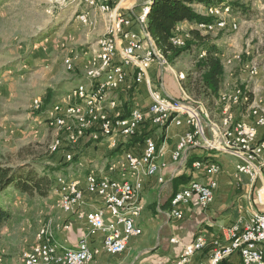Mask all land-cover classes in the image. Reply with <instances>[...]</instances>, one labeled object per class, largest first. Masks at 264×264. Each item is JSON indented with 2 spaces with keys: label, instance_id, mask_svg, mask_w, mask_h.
<instances>
[{
  "label": "rangeland",
  "instance_id": "obj_1",
  "mask_svg": "<svg viewBox=\"0 0 264 264\" xmlns=\"http://www.w3.org/2000/svg\"><path fill=\"white\" fill-rule=\"evenodd\" d=\"M231 2L237 4L232 3L230 6ZM77 3L76 0H0V166L17 168L28 164L40 174L45 172L44 167L60 169L51 176L54 181L60 175L69 179L71 171L79 172L76 167L78 163L69 157L70 152H73L80 158L83 147L80 143L75 146L70 144V132L66 128L54 129L47 122L57 118L53 109L49 108L58 103L63 106L64 114H67L71 105H84L85 94L74 96V91L81 87L87 91L92 81L95 88L102 80V74L97 78L98 83L96 79L89 78L91 67L88 64L89 56H85V53L90 54L97 47L98 40L106 33V22L103 23L104 29L84 25L78 18L84 6ZM104 3L110 4V0H104ZM215 4H224L228 12L222 17L228 24L235 22L239 26L234 31L228 28L209 34L200 32L208 35L210 42L220 50L219 57L225 74L221 92L238 98L239 94L231 93L230 90L239 93L241 89L246 96L244 105L247 106L239 107L247 110L250 104L246 89L255 91L260 108L264 109V0H220ZM199 5L207 6H196ZM93 9L104 15L99 8ZM93 9L84 7L82 12L89 13ZM189 32L181 30L177 34L180 39L190 40ZM182 41L184 45L181 48H184L187 40ZM181 48L177 49L176 54H167V67L157 66L164 72L169 70L183 90L180 97L175 99L184 103H204L208 108L203 97L187 94L182 84L186 78L190 81L201 80L203 72L196 69V64L205 56L206 50L198 46ZM66 60L69 65L65 63ZM228 60H231L230 64H227ZM252 68L257 69V75L252 74ZM131 90H136V87ZM221 92L214 99L213 106L221 105ZM161 95L166 96L164 93ZM50 98L51 105L43 115L40 111ZM108 98L113 99L110 94ZM67 115L66 125L77 129L82 122L72 114ZM55 141L61 144L59 154H54L59 151H51ZM52 192L57 196L56 185ZM19 197V192L10 189L0 198V204L5 205L11 213L21 207H33L34 201H37L31 204L21 201ZM31 231L35 235L34 227ZM9 233L10 230L0 234V248L11 241L12 235L9 238ZM3 249H0V257H4L5 262Z\"/></svg>",
  "mask_w": 264,
  "mask_h": 264
},
{
  "label": "crops",
  "instance_id": "obj_2",
  "mask_svg": "<svg viewBox=\"0 0 264 264\" xmlns=\"http://www.w3.org/2000/svg\"><path fill=\"white\" fill-rule=\"evenodd\" d=\"M119 3L123 7L124 14L135 22L134 29L141 32L142 28L136 24V20L142 10L141 3L137 0H110V4L115 8L117 13L118 5L116 4ZM196 5L197 4L193 5L194 10L204 14L203 7ZM83 10L84 7L81 9V12ZM86 11L89 10L86 9ZM99 13L98 10H91L89 12L90 21L93 23V26L102 27L103 29V23L105 21L107 33V18ZM181 30H194V25L183 22L178 25L175 34L179 33ZM106 33L103 37L106 36ZM86 55L88 56L89 53H85V56ZM229 61L231 63V60H228L227 64H230ZM167 66L168 64L164 65V68ZM101 74L102 73L95 77L96 83H98L99 80H97V78ZM150 75L152 79V92L154 94L155 92H159L160 95L164 93L170 98L180 97L183 90H181L178 81L169 70H165L164 72L155 65L152 66ZM101 76L103 79V74ZM131 81L132 80L129 82ZM102 82L103 80H101L100 83ZM133 87H136V90H128L126 87H123L119 91H114V87L107 89L105 96L107 103L101 106V110L97 107L96 116L99 117L101 114L107 116V112L104 110L105 107H108L109 110H113L110 112H116V107L111 108V102L117 103L125 116L128 115L132 109L146 110L150 105V98L146 85L136 84ZM246 90L250 93L252 92L254 97L253 103L250 106L260 107V100H258L255 95V91ZM223 92H221L220 95L221 105H208V108L204 106L207 112L203 115L204 121L210 124V127L214 129V131L217 126L222 125L225 117L224 104L222 103ZM230 92L239 94L238 92L235 93L233 90H230ZM108 94H110L113 99H109ZM257 109L264 113V109ZM250 110V107L245 110V107L237 108V105L231 106V114L236 121L253 123V119L249 116ZM169 118L172 119V116H169ZM42 120L44 121L43 117ZM91 124L93 125L86 128L87 130L85 132L89 129H91L90 132L98 131V122L95 121ZM185 130H187L185 127L177 128L173 126L171 120L166 128L151 129L146 126L135 138L127 141L119 139L111 143V145L109 140L94 142L88 139V137L82 141L80 139L81 142H78L80 143L79 145L83 147L80 150L82 154L80 158H77L74 154L77 159L78 165H76V167L79 168V172L75 173L71 171L72 176L70 175V177L80 179L83 189L84 179L91 171L111 175L113 178H119L122 174L121 169L115 168V171H110V168L113 167L116 160L124 157L127 152H133L135 154L142 153L147 138L153 137L159 145V148L164 150V156L161 161L165 162L167 167H162L161 171L152 178L142 176L138 179L142 184V191L135 200L141 197V206L143 210L140 217L137 219V226L140 227L143 232L142 235L133 237L128 241V247L123 253L110 255L102 251L104 234L98 233L94 236H90L85 220L81 219L79 216L81 210L91 212L104 207L102 199L97 195L85 192L83 207L81 209L76 208L72 212L66 213L60 208L57 202L58 194L56 196V193L54 194L51 192L48 197L35 199H30L28 196L20 194L19 199L23 202L28 201L33 204L34 200L37 199V201H34L33 207H21L15 211L13 210L9 222L5 224V227L0 229V234L10 230L11 234H8L9 238L12 235L11 241L0 248H4L1 251H4L5 264H22V255L33 249L37 241V235L43 225L50 226L55 241L66 248H76L78 242L86 238L92 249L99 250L96 251L94 260L88 264H171L180 257L185 246L192 243L199 235H204L207 238L208 245L204 251L197 255L196 261L207 262L210 258L214 241H220L221 244H226L228 242L226 235L232 226L239 225L242 227L248 223L250 218L254 214H257V212L264 213V205H261L256 197V192L263 186L264 179L263 181L259 180L253 185L248 176L238 172L237 167L240 162L232 153H217L204 148H202V150H187L180 161L177 163L172 162L171 153L175 149L179 137ZM146 131L148 134L144 135ZM263 135L264 128H260V139L257 140L261 141L264 138ZM63 153V156H65V152ZM196 161L217 163L221 170L216 175L208 176L203 169L195 171L193 164ZM191 181H197L202 184L216 181L218 186L215 190L214 202L210 207L205 209L200 206L195 198L190 205L183 207V218L180 220L175 219L171 214V201L174 195ZM34 207L35 209H33ZM110 219V214L106 212V220L110 221ZM66 226L67 228H65ZM33 227L36 229L35 235L31 233ZM17 230L18 232L16 233ZM16 235L17 237H15ZM5 246L8 247L5 248ZM232 262L234 264H240L238 257H233Z\"/></svg>",
  "mask_w": 264,
  "mask_h": 264
},
{
  "label": "built area",
  "instance_id": "obj_3",
  "mask_svg": "<svg viewBox=\"0 0 264 264\" xmlns=\"http://www.w3.org/2000/svg\"><path fill=\"white\" fill-rule=\"evenodd\" d=\"M137 1L142 5L141 14L136 20V24L140 27L143 4L146 0ZM86 3H88V0H86ZM116 5H118V16L116 18V31L113 34L114 38L118 40V49L114 51L109 73L105 74L110 77V72H120V80H114V91H119L123 87L130 90L136 84L146 85L150 105L146 110L132 109L126 116L117 103L116 112H109L108 107H105L107 120L104 122L103 128H98L97 132L88 130L84 133L81 141L88 137L94 142L109 140L111 145L113 141L119 139L131 140L138 136L146 126L151 129H163V121L169 120L171 113H178V120L173 122V126L187 129L188 116H195L197 121L200 122V130L198 141L195 142V146L190 148V151L202 150L204 146L221 145L223 150L230 151L239 160L240 166L243 167V175L248 176L253 185L259 180L263 181L264 145L263 147H255V139H260L259 129L264 128V116H257V108L260 107L250 106L251 115L249 116L256 117V124L239 120L236 124H227L226 116L225 134L215 133L210 124L204 121L199 104L184 103L173 98L172 112H165V106L161 105L160 100L152 92L150 75L152 66L160 65L161 68H164V66L158 62L156 56L148 48L147 41L142 36V29L141 32L136 31L134 29L135 22L124 14L122 5L120 3ZM79 21L83 22V14H79ZM194 28H196V25H194ZM212 29L223 31L222 23L220 22V25ZM172 38L180 37L179 34H175ZM181 39L188 41V38ZM130 80L132 81L129 82ZM57 107L52 106L49 109H53L57 120H62L63 114H57ZM181 107H196V114L180 116ZM69 110H74V105H71ZM184 139H186V130L179 137L175 149L171 153V160L174 163H177V154L183 146ZM70 144L72 145V142ZM163 156L164 150L159 148L156 140L151 137L150 143H144L142 153L129 152V164L113 165L110 171H115V168L122 171L124 168L137 167V161H144L147 168H149V177L152 178L155 175L156 164H163V167H167V164L161 161ZM74 157V153L70 152V159ZM70 159H66V161L68 162ZM201 169L208 176L216 175L221 170L219 165H211V162L195 166V171ZM97 176H105V184H96ZM55 184L57 190L65 195L68 188H78V197L75 198L74 209L83 207L85 192L97 195L102 199L104 204L102 209L91 212L81 210L79 214L80 218L85 220L90 236L98 233L104 234L102 251L110 255H118L125 246V242L136 236V234L130 232L128 225L123 223V216L124 214H134L141 207V197L138 200H131V197L128 196V190L124 188V185L115 184L111 175L97 172L96 175L85 178L84 189L81 187L82 181L80 179H74L72 183H61L58 180ZM217 186L216 181H211L208 184L191 181L181 188L177 199L171 203V212H173L174 218L182 219L184 216L183 207L190 205L195 198L201 207L205 209L210 207L214 202ZM256 197L258 202L264 205V184L257 190ZM106 212L110 214V221L106 220ZM257 214H259V227L257 229H249L248 223L242 227L239 225L232 226L226 235L228 241L226 244H221L220 241L213 242L211 255L207 262L196 261L197 255L204 251L208 245L207 238L204 235H199L192 243L185 246L180 257L171 264H234L232 262L233 257H238L240 264H261V257H264V213L257 212ZM234 242H243V250L240 254H231V247ZM78 246L89 247L92 252L99 251L92 249L86 238L81 239ZM26 254H33V261L41 260L44 256H53V262L72 259V263H75L78 259L85 258L83 256L64 257L62 253L48 254L45 247L44 249H37L35 246Z\"/></svg>",
  "mask_w": 264,
  "mask_h": 264
},
{
  "label": "bare ground",
  "instance_id": "obj_4",
  "mask_svg": "<svg viewBox=\"0 0 264 264\" xmlns=\"http://www.w3.org/2000/svg\"><path fill=\"white\" fill-rule=\"evenodd\" d=\"M75 1V0H74ZM78 1V5H82L88 9L99 8L100 11L106 16L108 21L107 26V33L106 36L101 38L98 43L96 49L92 50L91 54H89V61L88 64L91 69L88 72L89 78L95 80V77L102 73L103 74V82L98 83L95 88L92 84H89V89L85 91V87H81L80 89L74 91L73 95L77 96L80 94H85L84 105L81 106H74V110H67V114H72L75 116L80 122H82L77 129H72V127H68L66 125V119L69 115L64 114L63 106L58 104L57 107V114H63L62 120L50 119L48 125L54 129H64L70 132V141L72 145H77L78 142L82 137H84V133H86V128L91 123L95 121L98 122L99 128H103L104 122L107 120V116L104 114L96 116L97 107L101 110V106L106 101V91L107 89L114 87V80H120V72H110V77L105 74L109 73L110 65L112 62V57L114 56V51L118 49V40L114 38L113 32L116 31V18L118 16L117 11L112 8V6L108 3H104V0H76ZM154 0H146L143 4V14L140 18V27L143 29L142 36L145 37L147 40L151 52L156 56L159 63L167 65L166 61V54H164L155 44L154 40L150 37L147 26L149 22V15L153 9ZM198 5V4H197ZM204 5V4H203ZM201 6V5H199ZM205 11V15L211 17L213 19L210 23H199L196 25L195 30L203 33H213L215 30L221 31V29H212L218 25L220 22L222 23L223 31L227 30H238L239 26L236 25L235 22H231L228 24L226 19L222 17L224 14L228 12V8L224 6V4H211L207 6H203ZM83 14V24L84 25H92L93 23L89 19L88 12H81ZM79 18V16H78ZM189 36V35H188ZM171 42L176 47H181L184 45L183 41L180 38H171ZM89 53V52H88ZM205 55V54H204ZM65 63L69 65V61L66 60ZM230 63V61H229ZM254 67V66H253ZM252 74L257 73V69H251ZM141 85V84H137ZM81 92V93H80ZM160 100L161 105L165 106V112H172L173 110V98L164 96L162 97L159 92H155L154 94ZM72 98H75L72 96ZM238 98L231 96L230 94L222 95V103L224 104V113L225 117L223 119V123L220 126L215 128V133L217 134H225V119L227 116V124H236L237 121L231 114V106L238 105ZM82 103V104H83ZM190 104H199V109H202V114L205 115L206 109L202 103L191 102ZM70 106V105H69ZM111 108L116 107L115 102L110 103ZM66 110V109H64ZM53 111V110H52ZM196 114V107H181L180 108V116H187V115H194ZM71 115V116H72ZM251 115V110H250ZM55 116V115H54ZM172 116V123L178 120V113H171L169 115ZM257 116H264V113L257 109ZM253 119V123L249 124H256V117H250ZM70 122V121H69ZM78 122V121H77ZM165 120L163 121L164 124ZM70 125V124H68ZM187 130H186V139L183 140V146L179 149L177 154V162L180 161L183 154L190 150L191 147L195 146V142L198 141L199 137V130H200V122L197 121V117L195 116H188L187 121ZM151 137L147 138L145 143H150ZM114 143V141H113ZM264 145V138L261 141L255 139V147H263ZM61 144L59 141H55L54 145L51 147L52 152L59 151ZM209 151H215L217 153H231L228 150H223V146L221 145H214V146H204L202 147ZM233 154V153H232ZM121 157V156H120ZM70 158V157H69ZM118 159V158H117ZM73 160V159H72ZM70 161V160H69ZM202 163H207L206 161H196L193 164V168L195 166L202 165ZM118 164H129V152L125 153L124 157L116 160L114 165ZM211 165H218L217 163L211 162ZM162 164H156L155 167V175L156 176L162 169ZM238 172L243 174V167L238 165ZM264 169V164H263ZM96 171H91L86 178L89 176L96 175ZM142 176L149 177V168H147L144 161H137V167H128L122 170V174L119 178H114V183L119 185H124V188L128 190V196L131 197V200H135L139 196L142 191V184L139 182ZM60 180L61 183H72L74 179H67L63 177V175L56 178L55 183ZM96 184H105V176H97L96 177ZM57 187V186H56ZM78 197V188L77 187H70L68 191H66V195L64 193H60L58 190V198L57 202L59 203L60 208L66 212L70 213L74 210L75 205V198ZM178 197V192L174 195L171 203L176 200ZM142 206L139 207L134 214H124L123 216V223L127 224L130 228V232L136 234L135 237L142 235V229L137 226V219L140 217L142 213ZM174 217L173 212L171 213ZM259 227V214H254L250 220L248 221V228L249 229H257ZM46 249L48 254H63L64 257H77L83 256L85 258L78 259L75 263H72V259H65L62 262H53V256H44L41 260H34L33 261V254H26V252L22 255L21 261L22 264H88L92 262L95 258L96 251H91L89 247L78 246L76 248H66L64 246L59 245L55 239L52 232V229L48 225H43L37 235V241L35 244V248L37 249ZM128 247V241L125 242V246H123L122 251L118 254L123 253ZM243 250V242H234L233 246L231 247V254H240ZM33 261V262H32ZM0 264H5L4 257H0ZM261 264H264V257H261Z\"/></svg>",
  "mask_w": 264,
  "mask_h": 264
},
{
  "label": "trees",
  "instance_id": "obj_5",
  "mask_svg": "<svg viewBox=\"0 0 264 264\" xmlns=\"http://www.w3.org/2000/svg\"><path fill=\"white\" fill-rule=\"evenodd\" d=\"M220 0H154L153 9L149 15L147 31L154 40L156 46L164 53H175L178 48L173 45L171 38L175 35L178 25L188 22L191 25L199 23H210L213 21L211 17L198 13L194 10L195 4H215ZM237 2H231V4ZM190 40L184 48L188 49L192 46H198L206 50V54L196 64V69L203 72L201 80L190 81L185 79L182 83L185 91L189 95L203 97L209 106H213L214 99H217L224 85V69L220 61V50L216 45L210 42L208 35H202L199 31L191 30L189 32ZM189 80V81H188ZM248 104L253 102V94L248 92ZM51 98L46 101L45 107L40 112L45 114L51 105ZM237 107L244 105L246 101L245 93L239 89V99ZM205 107L206 105L202 103ZM245 107L247 105H244ZM41 113V114H42ZM165 120L163 128L171 122ZM264 136V135H263ZM62 150V149H61ZM61 150L54 154H59ZM73 162H77L74 157ZM45 172L40 174L30 165H22L20 167L0 166V198L10 189L20 194L28 196L30 199L45 198L52 192L55 181L52 175L60 169L44 167ZM54 184V185H53ZM11 213L5 205L0 204V229L9 222Z\"/></svg>",
  "mask_w": 264,
  "mask_h": 264
}]
</instances>
